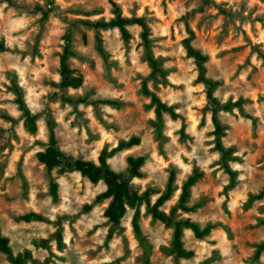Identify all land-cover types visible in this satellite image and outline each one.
<instances>
[{"label":"rangeland","instance_id":"1","mask_svg":"<svg viewBox=\"0 0 264 264\" xmlns=\"http://www.w3.org/2000/svg\"><path fill=\"white\" fill-rule=\"evenodd\" d=\"M112 1L126 16L147 17L149 45L136 24L129 39L118 27L85 25L116 17ZM68 30L75 51L69 65L84 75L76 89L60 85ZM192 32L193 45L208 57L206 76L220 81L218 101H243L218 111L222 141L234 148L227 159L234 186L217 148L215 106L187 49ZM0 43L7 47L0 52V231L15 255L31 252L23 264H264V0H0ZM145 85L177 117L158 118ZM17 88L37 116L36 132L26 129ZM50 119L64 152L96 162L103 151L141 137L139 145L115 151L110 166L125 172L129 156H144L142 176L132 181L141 193L150 190L153 202L173 177L172 197L162 206L168 213L188 178L199 174L187 202L193 210L176 212V219L192 217L209 229L198 237L183 227L194 256H176L175 227L154 218L145 203L128 205L116 226L105 215L110 199L97 198L104 180L49 171L37 153L48 144ZM28 213L43 219L20 218ZM0 264L15 263L0 252Z\"/></svg>","mask_w":264,"mask_h":264},{"label":"trees","instance_id":"2","mask_svg":"<svg viewBox=\"0 0 264 264\" xmlns=\"http://www.w3.org/2000/svg\"><path fill=\"white\" fill-rule=\"evenodd\" d=\"M113 7L116 10V17L110 20L104 19H87L83 22L86 26L94 28L96 30L108 27H118L125 39L132 37L129 32V25L136 24L142 29V37L147 45L150 44V25L146 16H126L122 13L121 7L114 1H112ZM48 13H46V16ZM86 37V35L84 34ZM194 38V33L187 38L186 45L189 54L192 55L199 67V80L205 83L208 87V98L209 101L215 106L213 109V120L216 125L217 134V148L222 152V158L224 160V165L226 170L232 177V185H235L236 172L233 171L232 167L229 165L227 159L233 154V147H226L222 141V136L224 134V125L222 124L218 111L219 108H225L226 110L231 109L233 106H241L243 101L228 102L226 104H221L214 91L220 84V81L214 80L206 76L207 68L206 62L208 57L204 55L199 49H197L192 41ZM64 51L61 56V87L63 89L68 88H79L84 84V75L80 70L72 68L69 65V58L75 56V51L73 49L72 43V32L68 30L64 35ZM101 40L99 39V49L103 52L101 46ZM7 47L0 43V52L6 51ZM151 62L155 71L158 70V62L156 59L151 58ZM144 92L149 95L152 99V104L155 106V111L158 118H162L164 113H169L173 117H177V113L174 107L168 105L163 99L154 91H151L147 85L144 86ZM17 101L20 108L24 111L25 115V126L30 132H36L38 129L37 116L34 115L30 109L27 107L23 97L22 92L19 88L16 89ZM49 127V141L46 148L40 150L37 153L38 159L41 163L45 164L49 171L54 169H60L62 171L74 169L80 171L83 175L87 176L92 182L98 183L101 180L106 182L107 188L102 192L97 198L98 200L110 199V203L105 210V215L114 225L119 226L121 224L122 218L127 212L128 205H140L145 203L148 208V212L153 215L154 218L165 222L168 225H173L174 238H173V251L177 257L191 258L194 256V251L188 249L183 241V227H190L195 232L196 236L203 237L209 232V229H202L192 217H183L176 219V212L178 208H181L187 212L193 209L188 207L187 202L190 196V187L195 184L199 174L192 175L188 178L184 184L183 191L180 197V201L177 207L173 208L171 213L166 212L162 209V206L172 197L173 193V177L170 178L167 190L160 195L155 202L152 201L150 195L151 191L147 190L141 193L132 181V178L137 176H142V167L146 163V158L142 155L140 156H129L128 167L125 172H119L114 170L109 163L108 158L117 150L130 148L141 143V137L134 136L127 141H122L120 145L114 149L112 152L103 151L99 157V161L88 160L84 158H76L68 155L64 152L57 142L56 132H55V122L53 120H48ZM51 194L55 200L59 198L58 184L55 181L51 183ZM140 212L137 211L134 216L133 225L136 232L140 233V224L138 222ZM21 219L30 221L33 218L43 219V216L39 213H28L20 216ZM59 239L61 238V233H58ZM0 252H3L9 256V258L15 264H23L28 259L32 257L31 252L26 251L24 253L15 255L13 253L12 247L10 245V239L4 236L0 231Z\"/></svg>","mask_w":264,"mask_h":264}]
</instances>
